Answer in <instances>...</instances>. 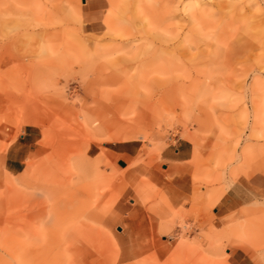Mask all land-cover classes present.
Wrapping results in <instances>:
<instances>
[{
	"label": "rangeland",
	"instance_id": "1",
	"mask_svg": "<svg viewBox=\"0 0 264 264\" xmlns=\"http://www.w3.org/2000/svg\"><path fill=\"white\" fill-rule=\"evenodd\" d=\"M253 175L264 0H0V264H264V188L220 202Z\"/></svg>",
	"mask_w": 264,
	"mask_h": 264
},
{
	"label": "crops",
	"instance_id": "2",
	"mask_svg": "<svg viewBox=\"0 0 264 264\" xmlns=\"http://www.w3.org/2000/svg\"><path fill=\"white\" fill-rule=\"evenodd\" d=\"M33 129H28L27 132L24 130L14 141H12L5 149L3 154V166L4 169L10 174H17L21 171L23 160L31 152V146L36 143L37 136L34 135ZM113 148L111 150L119 156L118 160L125 162L122 166L120 163L116 162V166L119 168H124L126 166V161L132 158L135 154V148L133 147L132 142H119L113 143ZM174 155L177 157L171 169H179L184 166L183 162L188 159L189 153L184 150L175 147ZM175 177H172L171 180H174ZM233 183L222 195L220 202L226 198L233 199V196H238L237 202H235L234 207L245 205L253 199L256 195H259L263 188V179L262 177L253 175L248 178H239ZM244 188L245 192H240V188ZM176 191L178 192L177 187L175 186ZM181 193H184V189L180 190ZM231 194V195H230ZM238 252V251H237ZM230 262L231 264H254L247 256H241L239 258L236 255V251H230Z\"/></svg>",
	"mask_w": 264,
	"mask_h": 264
}]
</instances>
